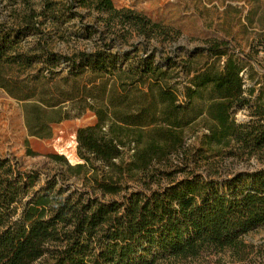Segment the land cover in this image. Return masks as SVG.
Returning <instances> with one entry per match:
<instances>
[{
    "label": "trees",
    "instance_id": "obj_1",
    "mask_svg": "<svg viewBox=\"0 0 264 264\" xmlns=\"http://www.w3.org/2000/svg\"><path fill=\"white\" fill-rule=\"evenodd\" d=\"M14 5L0 20V90L23 104L27 135L50 139L54 125L87 111L95 123L76 131V165L49 154L58 168L42 176L0 158V264L241 257L243 237L264 228V166L223 167L264 157V94L251 103L243 59L212 42L200 67L194 55L177 70L146 47L179 32L113 0ZM133 36L141 43L124 49ZM71 40L94 48L56 49ZM246 107L250 119L237 123L232 114ZM200 121L205 132L186 147L184 132Z\"/></svg>",
    "mask_w": 264,
    "mask_h": 264
},
{
    "label": "rangeland",
    "instance_id": "obj_2",
    "mask_svg": "<svg viewBox=\"0 0 264 264\" xmlns=\"http://www.w3.org/2000/svg\"><path fill=\"white\" fill-rule=\"evenodd\" d=\"M113 3L117 9L134 10L179 32L177 37L171 33L167 40H151L146 47L156 49L154 53L160 58L173 57L179 66L177 70L181 71V59H190L194 55L193 67H200L206 61L209 44L223 42L230 54L243 59L241 75L245 88H254L252 95L248 96L251 103L264 94V0H113ZM15 8L18 6L14 5V0H0V20L8 21ZM138 43L141 39L133 36L123 47L130 49L132 44L138 46ZM93 48L92 41L71 40L67 44H56V49L65 53ZM207 60L211 62L213 59ZM232 118L237 123H245L250 119L249 110L247 107L238 110ZM94 123L95 116L87 111L80 117L54 125L50 139L29 137L24 124L23 104L0 90V158L17 161L23 169L37 170L42 176L58 168L47 157L49 154L61 155L70 165H76L81 162L76 155V131ZM204 132L202 121L185 131L186 147L197 145V138ZM172 162L173 165L180 163L175 158ZM263 166L264 157L259 156L230 158L223 163L227 171ZM243 241L247 248L241 257L224 251L203 254L186 264H264V228L248 233Z\"/></svg>",
    "mask_w": 264,
    "mask_h": 264
}]
</instances>
